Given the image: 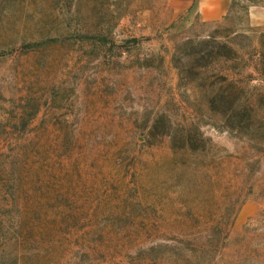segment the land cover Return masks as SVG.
<instances>
[{
	"label": "rangeland",
	"instance_id": "rangeland-1",
	"mask_svg": "<svg viewBox=\"0 0 264 264\" xmlns=\"http://www.w3.org/2000/svg\"><path fill=\"white\" fill-rule=\"evenodd\" d=\"M0 0V264H264V0Z\"/></svg>",
	"mask_w": 264,
	"mask_h": 264
},
{
	"label": "crops",
	"instance_id": "crops-1",
	"mask_svg": "<svg viewBox=\"0 0 264 264\" xmlns=\"http://www.w3.org/2000/svg\"><path fill=\"white\" fill-rule=\"evenodd\" d=\"M232 4L233 0H197V8L201 18L210 23L223 20L230 12ZM251 18L256 26L264 27V7L253 8Z\"/></svg>",
	"mask_w": 264,
	"mask_h": 264
}]
</instances>
